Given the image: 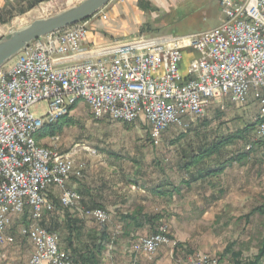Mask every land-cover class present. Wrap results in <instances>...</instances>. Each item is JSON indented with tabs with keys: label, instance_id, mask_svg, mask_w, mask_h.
Instances as JSON below:
<instances>
[{
	"label": "built area",
	"instance_id": "obj_1",
	"mask_svg": "<svg viewBox=\"0 0 264 264\" xmlns=\"http://www.w3.org/2000/svg\"><path fill=\"white\" fill-rule=\"evenodd\" d=\"M226 22L188 35H143L89 46V19L26 46L8 69H0V248L13 239L8 229L30 212L20 235L32 246L28 264H74L56 233L42 226L44 214L78 211L104 225L102 208L80 209V195L68 183L84 176L75 152L58 151V134L46 147L37 132L69 114L82 101L95 120L149 125L153 145L169 127H188L214 104L257 105L256 133L264 141V0H219ZM199 55L185 72L186 52ZM45 105L41 115L31 111ZM49 138V137H46ZM170 238L165 227L139 236L134 252L154 254ZM221 264L215 255L194 252L185 263Z\"/></svg>",
	"mask_w": 264,
	"mask_h": 264
},
{
	"label": "rangeland",
	"instance_id": "obj_2",
	"mask_svg": "<svg viewBox=\"0 0 264 264\" xmlns=\"http://www.w3.org/2000/svg\"><path fill=\"white\" fill-rule=\"evenodd\" d=\"M78 1L45 0L31 7L24 1V4L14 6L11 10L0 11V38L35 19L61 12ZM140 1L112 0L92 16L89 30L97 31V21L103 20L107 21L106 36L112 38L120 34L130 36L127 39L141 35H188L210 30L227 20L219 0H165L163 4L148 5ZM25 5L28 8L20 11ZM16 60L17 56L2 68H10ZM187 63L185 57L179 66L181 72L186 71ZM222 106L212 105L203 117L190 121L186 128L175 125L169 127L164 131L159 144L153 145L144 121L138 119L132 123H123L108 118L95 120L89 107L79 101L70 113L73 123L56 133L59 136L58 151L75 152L76 161L84 167L82 179H100L109 184L108 190L115 180H124L125 186L122 189L127 191L130 190L128 185L133 184L132 180L139 182H134L136 187L144 188L147 185L148 188L161 183L165 178L169 179L173 185L180 187L181 192L174 194L173 204L171 208L168 207L169 212L164 213L165 210H162V220L154 232L165 227L170 238L169 247L174 249L179 245L178 262L185 263L194 252H204L220 257L221 264H233L230 256H222L226 245L236 242V247H242L245 256L250 257L256 253L264 231V216L253 214L247 220L244 218L254 207L264 203V146L259 144L256 126H253L258 110L254 101L243 106L224 101ZM31 111L41 115L45 111L44 103L33 106ZM246 126L249 130L243 137H238ZM227 137H232V142L199 167H214L222 160L250 148L251 152L246 159L232 163L221 174L211 176L209 181H200L198 185L193 183L187 187L180 182V178H190L191 171L196 170L183 168L187 155L197 152L204 144ZM39 142L46 147L53 145L50 137ZM53 197L55 211L53 214H44L41 224L53 229L59 237L60 245L65 247L66 209L58 205L55 195ZM147 201L151 209H161L165 205L164 200L153 201L147 198ZM69 212L79 219H85L78 211ZM29 220L30 212L27 211L25 216L15 219L9 227L7 233L13 240L0 248V264H28L32 246L19 232ZM113 220L111 218L109 221L112 223ZM104 225L105 228L110 227ZM102 226L87 218L81 230V242L84 244L94 240ZM113 230L115 233L119 228L113 227ZM152 234L146 232L143 236ZM112 246L115 247L114 244Z\"/></svg>",
	"mask_w": 264,
	"mask_h": 264
},
{
	"label": "crops",
	"instance_id": "obj_3",
	"mask_svg": "<svg viewBox=\"0 0 264 264\" xmlns=\"http://www.w3.org/2000/svg\"><path fill=\"white\" fill-rule=\"evenodd\" d=\"M22 0H0V11L11 10L14 6H18L21 4ZM141 4L145 3L148 5L152 4H163L165 0H141ZM143 6L142 8H144ZM126 13V12H125ZM124 14V13H122ZM120 15V18L122 16ZM103 20L97 21L98 30L91 31L89 30L87 44L89 46H98L104 45L111 42L127 40L130 36H121L124 34H120L119 37L112 38L111 36H106V25ZM119 24V22H118ZM190 33V34H197ZM199 55L188 51L186 55H184L183 61L185 57H187V66L189 63L196 59ZM182 61V62H183ZM254 101L253 97L250 96L248 102L246 104ZM255 103V101H254ZM143 121V119H140ZM145 122V121H144ZM148 132L149 125L147 124ZM191 170V169H190ZM196 170L191 171V177L196 176ZM190 178L183 179L180 178V182L188 181ZM83 178V177H82ZM76 179L73 178L69 183L68 187L77 191L80 195L79 208L80 209H90L96 206L101 207L109 213L110 221L111 218H114L113 222L106 224L108 239L104 242V248L100 253L96 255L97 264H177L178 258V247L170 248L168 244L162 245L158 251L154 254H146L144 252H134L131 250L132 243L139 237L146 235V232H153L158 228L161 220H162V210L165 212H169L168 207L171 208L173 204V196L174 194H180V187L173 185V183L169 182V179H161V183L156 184L154 186L148 187L145 185L144 188L136 187L135 183H139L136 180H132L133 184L128 185L130 190L122 189L124 184V180H115L114 185L111 184V188L108 190L109 184L106 182H102L100 179ZM98 180V181H97ZM209 181L210 177L204 179H198L192 181L191 184L196 183L200 184V181ZM127 184V181H125ZM140 186V185H138ZM127 188V187H126ZM136 188L138 191H135ZM138 197H135V196ZM137 198V199H135ZM147 198H150L153 201H165V205L161 207V209H151L146 203ZM133 202V203H131ZM148 202V201H147ZM92 206V207H90ZM71 211V210H70ZM74 211V210H72ZM159 216L157 221L151 220L150 217ZM129 216L133 218L128 219ZM81 217V216H80ZM86 219H83L86 222ZM113 224V225H112ZM105 226V225H104ZM83 227V226H82ZM113 227L119 228L116 230L115 235ZM84 228V227H83ZM96 238L100 237V233H96ZM28 240V239H27ZM29 241V240H28ZM88 242V241H87ZM85 243V242H84ZM115 245L112 246V245ZM176 251V252H175ZM215 255V254H212ZM217 258V255H215ZM232 259V257H230ZM233 262V260H232ZM221 263V261H220Z\"/></svg>",
	"mask_w": 264,
	"mask_h": 264
},
{
	"label": "trees",
	"instance_id": "obj_4",
	"mask_svg": "<svg viewBox=\"0 0 264 264\" xmlns=\"http://www.w3.org/2000/svg\"><path fill=\"white\" fill-rule=\"evenodd\" d=\"M26 4L28 7L35 5L36 2L45 1V0H22L21 3ZM26 5L21 7L20 11L28 8ZM91 18V17H90ZM89 19V18H88ZM71 105L69 108V114L59 119L56 122L45 124L36 134V139L38 141L42 140L46 137H52L56 135V133H60L63 130V127L66 125H71L73 123V118L70 116V113L76 108L77 104ZM256 121L253 123V126H256ZM249 130L248 126H246L240 133L237 135L238 137H243L244 133ZM232 137L221 138L216 140L210 144H204L197 152L191 153L187 155V159L183 163V168L186 170H190L192 168H196V176L191 177L188 181H184V185H190L192 181L198 179H204L211 176H217L221 174L228 166H230L234 162H242L249 155L250 148L242 153H239L235 156H231L222 160L220 163L215 165L214 167H199L200 164L204 161L209 160L221 150L226 147L229 143L232 142ZM259 144L264 146V141L259 140ZM59 205V204H58ZM94 208H101L96 206ZM45 214H53L51 212H47ZM253 214H259L264 216V203L254 207L249 213L245 215V219L251 218ZM64 226L67 229V237H66V245L65 247H60L67 251L71 258L73 259L74 264H97L96 255L102 251L104 248V242L109 238L108 232L105 226L103 225L100 230V237L97 239L94 237V240L85 242L84 244L81 242V230L83 229L84 221L79 219L78 217L72 215L69 210L64 211ZM133 218L129 216L128 219ZM151 220L157 221L159 216L150 217ZM44 225V224H43ZM45 226V225H44ZM264 226V222H263ZM48 231L55 233L52 231L53 229L45 226ZM236 242H230L226 245L222 256H230L232 257L233 264H264V231L261 234V238L258 243L257 251L254 255L248 257L245 256V250L242 247H236Z\"/></svg>",
	"mask_w": 264,
	"mask_h": 264
},
{
	"label": "water",
	"instance_id": "obj_5",
	"mask_svg": "<svg viewBox=\"0 0 264 264\" xmlns=\"http://www.w3.org/2000/svg\"><path fill=\"white\" fill-rule=\"evenodd\" d=\"M111 1L81 0L61 12L35 19L28 25L5 34L0 38V69L32 42L87 20Z\"/></svg>",
	"mask_w": 264,
	"mask_h": 264
},
{
	"label": "bare ground",
	"instance_id": "obj_6",
	"mask_svg": "<svg viewBox=\"0 0 264 264\" xmlns=\"http://www.w3.org/2000/svg\"><path fill=\"white\" fill-rule=\"evenodd\" d=\"M81 1V0H80ZM79 2V1H78Z\"/></svg>",
	"mask_w": 264,
	"mask_h": 264
}]
</instances>
